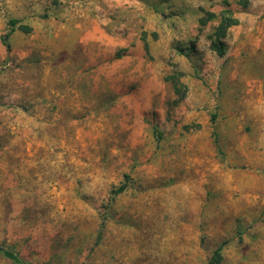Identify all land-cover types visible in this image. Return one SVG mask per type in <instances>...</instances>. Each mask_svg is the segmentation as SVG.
I'll return each instance as SVG.
<instances>
[{
	"label": "rangeland",
	"instance_id": "374dc122",
	"mask_svg": "<svg viewBox=\"0 0 264 264\" xmlns=\"http://www.w3.org/2000/svg\"><path fill=\"white\" fill-rule=\"evenodd\" d=\"M227 3L0 0V264H264V0Z\"/></svg>",
	"mask_w": 264,
	"mask_h": 264
},
{
	"label": "trees",
	"instance_id": "16d2710c",
	"mask_svg": "<svg viewBox=\"0 0 264 264\" xmlns=\"http://www.w3.org/2000/svg\"><path fill=\"white\" fill-rule=\"evenodd\" d=\"M223 4H224V6H228V3H227V0H223ZM242 4H244V2L242 1ZM243 6H245V5H243ZM227 21H228V23L226 22V24L224 25V27H222V28H228V27H230V26H232L233 24H234V22L235 21H233V19H231V18H228L227 19ZM2 44L5 46V48L7 49V50H9V45L6 43V41H5V38H3L2 39ZM213 49L216 51V53L219 55V56H223V54H224V43L223 42H219V43H215V44H213ZM122 189H120V191H121ZM119 191V192H120Z\"/></svg>",
	"mask_w": 264,
	"mask_h": 264
}]
</instances>
